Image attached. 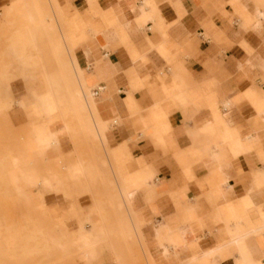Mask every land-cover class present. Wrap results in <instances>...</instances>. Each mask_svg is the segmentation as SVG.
Segmentation results:
<instances>
[{"label": "crops", "instance_id": "1", "mask_svg": "<svg viewBox=\"0 0 264 264\" xmlns=\"http://www.w3.org/2000/svg\"><path fill=\"white\" fill-rule=\"evenodd\" d=\"M20 9L44 26L22 25ZM1 10L0 54L23 28L37 37L24 49L29 76L8 85L16 104L0 95V116L14 110L24 126L5 157L28 163L33 206L17 207L35 241H60L52 258L114 264L101 255L113 231L141 240L151 264H264V0H0ZM58 45L74 74L53 90ZM4 66L15 74L23 63L5 56ZM60 158L77 182L66 198L41 186Z\"/></svg>", "mask_w": 264, "mask_h": 264}, {"label": "rangeland", "instance_id": "2", "mask_svg": "<svg viewBox=\"0 0 264 264\" xmlns=\"http://www.w3.org/2000/svg\"><path fill=\"white\" fill-rule=\"evenodd\" d=\"M0 13L2 14L3 10H1ZM8 15L11 18V11H9ZM234 16L235 15L232 17ZM6 34L7 29L5 27L0 29V46ZM11 46L12 44L9 46V49L4 52V55L13 59L15 64L22 62V68L28 72L27 61L29 57L26 54V50L23 49L20 52L22 54V59H15L9 55ZM5 56L0 54V82L2 79H9L11 73L5 70ZM168 68L170 73H175V69L171 63L168 64ZM163 78L164 77L162 76L160 80ZM58 101L59 100H57V102ZM171 105L173 108H178L177 104L171 103ZM20 122L21 121L14 110H10L9 115H4L3 117L0 116V162L3 164L7 163L5 160L7 152L18 148V146L25 141V138H23L20 143L21 128L24 127L20 125ZM65 160L66 159L60 158L59 161L57 160L55 162L54 167H59L58 173H52L49 174L48 177H42L40 179L51 181L52 178H55V181L51 185L41 184V186L50 188L49 193L56 194L62 192L66 198L67 191L77 188V182L73 183V181L71 182L65 178L66 174H61L60 169L61 166L64 165ZM83 183L85 184V192H90L94 183H92L90 179L87 180V183L85 181ZM23 189L24 185L22 182L10 184L0 179V250L7 242L10 234L14 239V251L12 253L14 255L11 254V256H5L0 252V264H63L64 261H74L75 253L69 254L72 255L70 258H52L53 254L58 255V252H55L53 248H48L49 244L44 242V238H42V242L35 241V227L28 226L26 222H21V215L26 212V209L17 206H33L29 205L26 201L29 197V192L27 191L28 188H25L27 192L26 194H23ZM38 196L40 202L35 204V206H45L44 195L39 194ZM74 206H76V199L73 198L69 202V211L63 214V218L68 217L73 212ZM33 211L39 212L34 215L33 218L44 219L40 210L33 209ZM109 234L106 242L107 246L101 249L102 256L104 254L115 255L117 261L114 262V264H151L149 258L146 256L145 245L141 240L132 236V238L124 241L122 238L117 239V236L113 231ZM41 235L43 236V234ZM47 235L48 234H46V236ZM131 240L132 243L130 244ZM110 260L112 261V258H110ZM102 261L103 258H101L99 264H101Z\"/></svg>", "mask_w": 264, "mask_h": 264}, {"label": "bare ground", "instance_id": "3", "mask_svg": "<svg viewBox=\"0 0 264 264\" xmlns=\"http://www.w3.org/2000/svg\"><path fill=\"white\" fill-rule=\"evenodd\" d=\"M26 6V5H25ZM30 6V5H28ZM22 7V6H21ZM20 8V7H19ZM23 8V7H22ZM26 9V7H25ZM24 9V10H25ZM21 11V9H20ZM23 11V9H22ZM21 11V12H22ZM28 11V9H27ZM37 11V10H35ZM34 11V12H35ZM25 12V11H24ZM23 13V12H22ZM27 13V12H26ZM38 13V11L36 12ZM25 13H23L22 15V19H23V16ZM28 14V13H27ZM37 15V14H36ZM25 18V17H24ZM21 19V20H22ZM44 19H42L41 17L37 16L35 18V15H34V18L31 16V15H28V17H26L25 19H23L22 21V25H24L25 27L27 26H32L33 29H34V26L38 27V28H42L44 26ZM47 22V21H46ZM27 25V26H26ZM48 26V25H47ZM35 27V28H36ZM49 27V26H48ZM26 31L27 29L29 30V28H25ZM24 28L22 29V31L24 32L25 30ZM46 27H45V31H46ZM20 30V29H19ZM43 30V31H44ZM21 31V36L19 37V41L17 44H12L11 46V51L9 52V55L15 59H22V54L20 53L23 49H25L29 43H32V41L34 40V38H37L35 36V29H34V32H32L33 34L32 35H22ZM33 31V30H32ZM42 31V32H43ZM44 31V32H45ZM20 32V31H19ZM18 32V33H19ZM17 34V33H16ZM15 36V34L13 35ZM14 38V37H13ZM28 47V46H27ZM51 54H52V57H53V60L56 62L57 64V70H54V74L51 75L52 77L51 78V83H50V80H48L49 76L50 75H45L47 76L46 79L48 80V82L50 83L49 84V87L50 89L52 88L53 90L54 89H57L59 90L60 89V86L63 85V81L65 80V78L69 77L67 76V74H70L71 71L73 73V70H69L66 66L63 65L64 62L61 61V50H60V46H54L51 50ZM14 69V68H13ZM72 69V68H71ZM13 72L15 74H13L12 72L10 73V78L9 79H2L1 82H0V95H3L5 96L3 99H2V102H3V106L4 107H11L12 104H16V101L13 100L10 96V93H9V82L15 78H23L24 76H29V75H26L28 74V72L26 70H24L23 68H20L17 66V68H15L13 70ZM74 74V73H73ZM43 77V76H42ZM73 77V76H72ZM45 77H43L44 79ZM71 78V77H70ZM45 81V79H44ZM68 81V80H67ZM65 82V81H64ZM46 83V82H45ZM63 83V84H61ZM47 85V84H46ZM65 86H66V83H65ZM24 87V86H23ZM46 87V86H45ZM48 87V85H47ZM74 87V86H73ZM49 90V88H47V91ZM75 90H77V88L75 87ZM74 90V91H75ZM52 91V90H51ZM97 92L100 91V89H97L96 90ZM95 91H93L92 95L95 96L96 93ZM34 93V92H33ZM32 95V94H31ZM37 96V95H35ZM29 98V97H28ZM31 98V97H30ZM37 99V97L35 98ZM34 99V100H35ZM41 102H42V98H40ZM38 100V102L40 101ZM31 101H32V98H31ZM60 101V100H59ZM58 101V103H59ZM40 102V103H41ZM18 103V106H21L22 103L20 101L17 102ZM39 103V104H40ZM37 104V103H35ZM19 109V108H18ZM52 124V121H48L47 122V126L49 128V126H51ZM38 149V146L37 144H35L32 148H31V154H34L35 151ZM18 154L19 152L17 151H11L9 153V155L7 157H5L6 159V164H3L2 162H0V179L7 182V183H10V184H14L15 182H22V183H27L26 182V172L28 170V163H22V162H17L18 160ZM85 172H87V174H92L91 172V168L90 167H87V171L85 169ZM26 190L25 188L23 189V194H26ZM96 207V206H95ZM97 208V207H96ZM80 229H81V234L78 236L77 240H76V243H80V245L82 246H86L88 244H90V240L92 238V231L85 225V226H80ZM125 229V228H123ZM65 235V234H64ZM52 237V235H50ZM55 238V237H52V239ZM52 239L47 235V236H44V242L47 243V244H52V245H55L56 247H59L60 248V241H52ZM13 236L10 234L8 239H7V242L4 244V246L1 248L0 252H2L5 256H11V254L13 253L14 251V244H13ZM23 247V246H22ZM16 250V249H15ZM14 255V254H12Z\"/></svg>", "mask_w": 264, "mask_h": 264}, {"label": "built area", "instance_id": "4", "mask_svg": "<svg viewBox=\"0 0 264 264\" xmlns=\"http://www.w3.org/2000/svg\"><path fill=\"white\" fill-rule=\"evenodd\" d=\"M95 92H97V91H95Z\"/></svg>", "mask_w": 264, "mask_h": 264}]
</instances>
